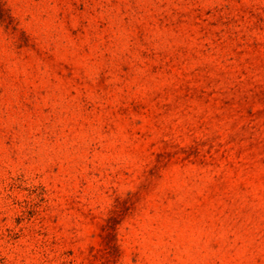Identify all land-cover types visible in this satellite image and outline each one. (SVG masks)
<instances>
[{"label":"rangeland","instance_id":"1","mask_svg":"<svg viewBox=\"0 0 264 264\" xmlns=\"http://www.w3.org/2000/svg\"><path fill=\"white\" fill-rule=\"evenodd\" d=\"M0 264H264V0H0Z\"/></svg>","mask_w":264,"mask_h":264}]
</instances>
